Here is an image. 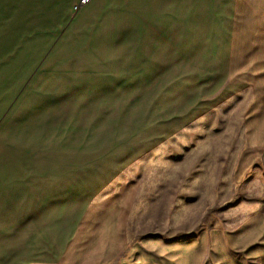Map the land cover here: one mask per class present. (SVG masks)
Returning a JSON list of instances; mask_svg holds the SVG:
<instances>
[{
  "label": "rangeland",
  "instance_id": "obj_1",
  "mask_svg": "<svg viewBox=\"0 0 264 264\" xmlns=\"http://www.w3.org/2000/svg\"><path fill=\"white\" fill-rule=\"evenodd\" d=\"M227 5L0 0V43L42 55L40 140L0 174V264H119L101 256L117 217L124 261L264 213V168L242 173L253 39Z\"/></svg>",
  "mask_w": 264,
  "mask_h": 264
},
{
  "label": "crops",
  "instance_id": "obj_2",
  "mask_svg": "<svg viewBox=\"0 0 264 264\" xmlns=\"http://www.w3.org/2000/svg\"><path fill=\"white\" fill-rule=\"evenodd\" d=\"M225 1L229 18L236 12L245 14L253 39L244 64V77L253 92V105L244 121L246 148L242 173L246 176L256 166L264 168V0H243L240 8L238 0ZM20 41L2 39L0 43H6L0 47V174L9 171L5 156L12 142L27 149L32 137L35 147L40 140L41 103L39 96L37 100V84H30V80L37 75L42 55H38L36 47L25 48ZM123 222L122 217L115 218L110 223L112 230L101 235L106 244L101 256L106 261L119 258V264H264V213L245 219L235 229H215L185 242H141L130 247L129 258L124 261ZM25 226L23 223L21 227Z\"/></svg>",
  "mask_w": 264,
  "mask_h": 264
}]
</instances>
